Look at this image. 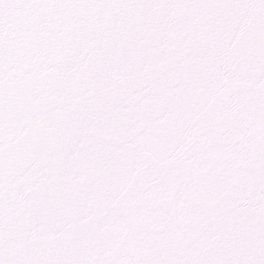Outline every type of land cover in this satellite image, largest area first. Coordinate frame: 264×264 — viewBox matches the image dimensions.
Returning a JSON list of instances; mask_svg holds the SVG:
<instances>
[{
    "label": "snow or ice",
    "instance_id": "snow-or-ice-1",
    "mask_svg": "<svg viewBox=\"0 0 264 264\" xmlns=\"http://www.w3.org/2000/svg\"><path fill=\"white\" fill-rule=\"evenodd\" d=\"M0 264H264V0H0Z\"/></svg>",
    "mask_w": 264,
    "mask_h": 264
}]
</instances>
